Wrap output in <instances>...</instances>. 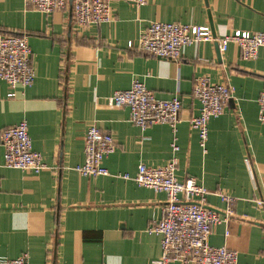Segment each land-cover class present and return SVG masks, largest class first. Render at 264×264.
I'll return each mask as SVG.
<instances>
[{"label":"crops","instance_id":"obj_1","mask_svg":"<svg viewBox=\"0 0 264 264\" xmlns=\"http://www.w3.org/2000/svg\"><path fill=\"white\" fill-rule=\"evenodd\" d=\"M110 10V22L80 28L71 7L43 14L24 0H0V34L26 36L35 71L26 88L11 90L0 80V133L25 120L33 150L50 168L38 174L6 168L0 145V259L152 264L160 238L147 229L161 219L166 196L122 175H135L140 164L164 166L175 142L177 179L194 178L209 190L206 208L221 213L231 207L208 244L237 252V264H264V204L258 203L264 200V123L257 103L264 47L246 60L235 44L225 51L218 44L237 30L264 33V0H147L143 6L112 0ZM155 21L207 26L212 40L184 46L178 60L129 48ZM205 78L224 83L230 95L222 115L209 121L202 148L188 122L199 114L193 87ZM134 79L156 99L179 97L175 132L167 124L141 130L127 108H108L112 93ZM91 124L115 142L104 160L106 176L85 177L74 169L84 161ZM221 194L232 201L225 203Z\"/></svg>","mask_w":264,"mask_h":264},{"label":"built area","instance_id":"obj_2","mask_svg":"<svg viewBox=\"0 0 264 264\" xmlns=\"http://www.w3.org/2000/svg\"><path fill=\"white\" fill-rule=\"evenodd\" d=\"M112 0H72L71 12L74 23L84 28L111 21ZM136 6H143L147 0H121ZM35 11L50 14L67 11L68 0H24ZM212 40L207 26L183 25L178 23L151 22L141 30L135 48L144 54L160 58L178 60L184 46ZM229 43L235 44L243 59H254L258 50L264 47V33L234 31L219 40V49L225 51ZM31 49L23 34H0V80L11 90L29 87L34 82L35 71L31 64ZM193 97L199 103V114L189 119V125L197 133L199 145L204 148L208 139V123L222 115L229 99V88L224 84L199 80L193 87ZM14 93L10 92L9 97ZM259 120L264 123V87L257 99ZM108 108H127L129 121L146 130L154 124H167L175 132L181 101L178 96L169 100L154 97L146 86L134 79L129 88L118 90L108 98ZM3 148L2 165L38 174L50 169L42 155L34 151L25 120L7 127L0 133ZM173 156L161 167L140 164L133 176L123 174L122 178L132 180L137 186L162 192L166 196L162 217L147 229L149 234L160 238V256L152 264H237V252L225 245L212 247L209 236L215 225L227 222L232 211L227 206L221 213L205 207L206 196L210 193L194 178L178 180L175 176L178 146L171 145ZM115 142L110 133L100 130L95 124L88 126L84 136V161L75 171L81 176L96 177L109 174L104 160L114 152ZM229 204L232 198L221 194ZM260 205L264 200H258ZM223 214V215H221ZM227 235V233H226ZM0 264H26L25 255L14 259H0Z\"/></svg>","mask_w":264,"mask_h":264},{"label":"water","instance_id":"obj_3","mask_svg":"<svg viewBox=\"0 0 264 264\" xmlns=\"http://www.w3.org/2000/svg\"><path fill=\"white\" fill-rule=\"evenodd\" d=\"M71 2H72V0H69V7H71Z\"/></svg>","mask_w":264,"mask_h":264}]
</instances>
